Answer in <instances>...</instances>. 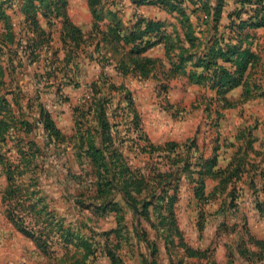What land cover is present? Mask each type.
<instances>
[{
	"label": "rangeland",
	"instance_id": "obj_1",
	"mask_svg": "<svg viewBox=\"0 0 264 264\" xmlns=\"http://www.w3.org/2000/svg\"><path fill=\"white\" fill-rule=\"evenodd\" d=\"M118 1L125 15L131 13L123 4L128 3L126 0ZM31 2H12L16 5L12 9L16 23L21 19L20 5L23 4L25 16ZM67 3L62 12L67 14L69 7L71 19L88 30L92 17L87 0ZM137 13L140 12H135V20ZM19 32L20 28L16 30L18 37ZM260 35L264 39V33ZM108 53L114 59L105 67L113 73L117 85L131 90L132 106L128 100H120L122 92H112L102 96L105 98L102 106L100 103L94 108L85 106L79 114L75 112L85 102L83 99L90 96L91 81L102 73V65L94 62L83 61L82 74L76 79L78 84L65 83L61 90L57 88L60 81L55 78L49 83L42 80L40 89L35 87L37 77L30 78L29 74L25 80L29 94L35 97L41 91L64 131L73 130L75 120L83 131L92 134V140H76L73 134L70 142L73 149L66 150L65 155L55 151L53 145L46 147L35 108L31 112L36 113L33 131L11 132L3 164L8 160L11 164L18 163V168L11 183L5 180L2 187L0 183V264H107L108 250L116 255L117 264H147L153 260V247L156 250L163 247L164 241L174 256L169 259L162 250L158 255L160 264H248L245 256L239 255L245 223L256 230L263 227L250 214L252 204L247 184L251 186V177L246 174L239 180L235 205H228L233 190L215 191L218 180L212 178L205 181L209 200L199 202L197 171L201 160L213 158L215 153L217 167L225 168L236 150L232 144L242 127H246V132L255 130L257 135L264 136V98L242 102L238 89L231 94L238 105L224 111L219 103L211 101L215 95H208L197 83L191 84L184 78L168 81L155 73L144 80L132 72L121 80L113 70L120 72L114 64L124 52L118 55L110 49ZM88 56L81 51L78 57L87 60ZM50 59L44 56L40 67L35 64L30 72L35 73L39 67L38 74L43 73ZM20 137L25 142L34 139L43 147L44 155L25 143L24 160L15 147ZM171 141L178 144L166 146ZM75 142L87 149L91 144L87 152L90 151L92 159L84 154L77 156ZM99 148L102 154L92 156ZM245 152L246 171L261 165L251 151ZM165 197L178 200L173 209L178 218L176 223L160 219ZM166 212L170 213L167 209ZM24 231L34 236L29 237ZM188 245L201 253L194 256L199 259L193 258ZM250 248L257 249L253 245Z\"/></svg>",
	"mask_w": 264,
	"mask_h": 264
},
{
	"label": "trees",
	"instance_id": "obj_2",
	"mask_svg": "<svg viewBox=\"0 0 264 264\" xmlns=\"http://www.w3.org/2000/svg\"><path fill=\"white\" fill-rule=\"evenodd\" d=\"M13 1L0 0V21L4 24V31H0V50L8 48L15 56L22 53L28 57L30 63L40 62L44 56L47 59L52 58L47 61L44 72L36 75L38 78V89H40L39 86L42 80H46L49 83L51 78L56 79L59 77V74H62L63 81H60L58 90H61L65 83L78 84L76 79L81 72V62L79 61L81 59L78 56L81 51L87 53L90 59H96L104 67L106 64L111 63V57H108L107 53L110 49H114L119 54L122 51L124 52L116 65L121 74L126 75L127 73L133 72L144 80L150 76L153 77V74L156 73L161 74L169 81L181 74H186L190 67L189 78L191 82L204 85L214 91L215 96H212L210 99L213 103H219L222 109L232 108L237 105L227 98L228 92L235 87H243V102L264 95V59L259 52L253 50L252 46L255 39H252L253 36L250 33L251 30L264 27V0H240L239 6L230 14V24L227 27L228 37L220 33L218 27L221 12L227 0H217L213 6L211 5V0H133L138 5L158 4L168 7L171 12H177L180 16V23L187 28V38L184 39H186L189 45L184 43L183 38H181L178 32H175L174 35H167L164 23L148 20L138 15L136 20L129 26H124L121 22L117 21L107 27V29H103L101 24L103 18L101 9L102 0H88L94 17L93 29L88 34H85L72 22L68 13L62 12L67 7L68 0H49L47 3L42 4H37L36 0H31L32 2L30 3L28 11L24 12L26 15L22 22L25 30L20 33L23 36L18 37V34L13 30L11 16L7 14V8L12 6ZM186 2H189L193 6L192 12L205 11L211 14L213 23L210 31L212 35L202 47L197 44V39L193 31H190L192 25L189 22V13L184 7ZM22 6L21 10L23 11L24 7ZM39 14L48 19L49 25H52L53 20H59L62 23L61 39L64 50L66 51L64 59H60L58 55L59 49L53 48L52 32L47 31L41 26L38 19ZM16 43L19 45L17 50L9 48V45H15ZM111 43H116L117 46H107L111 45ZM161 43L165 44L167 62L145 55L149 49ZM92 45H95L93 46L94 49L88 53L87 50ZM128 46L132 47L126 49ZM95 54L96 56H94ZM3 73L0 67L1 84L4 83ZM71 74L73 75L71 76ZM89 90H91L90 96L85 99L82 105H79L80 107L77 106L75 108L76 113L79 114L85 106L94 108L99 103L102 106L105 100L102 96L109 93L112 94V92H122L124 95H122L123 98L120 97V100L122 102L128 100L129 105L132 106L131 90L124 87V85H117L104 72H102L96 81L90 84ZM40 92L39 90L38 96H40ZM9 113L11 114L12 111L9 108L8 101L5 97L0 96V142L6 139V135H8L10 129L15 125V120H11L12 117L9 116ZM218 114L220 115V113ZM39 121L43 125L48 137L45 146L49 147L53 145L56 147L58 153L63 152L65 155L66 146L64 144L70 143L72 137L67 138L57 128L50 112L42 104L39 109ZM104 122L107 121L105 120ZM21 124V127L27 132L33 127L27 121H23ZM74 131V138L76 140H92V134L83 131L82 125L75 123ZM244 133L245 131L241 135L250 137L247 143H245V150L254 151L253 139L251 138L252 131L248 130L246 134ZM78 144L75 142L74 145L77 156L84 154L86 157L89 156L92 159L90 157V151L87 152L91 144L88 149L85 145L80 144L78 146ZM177 144L171 141L167 142L166 146L170 145L174 147ZM28 145L29 149L35 148L37 152L44 155V149L34 143V141L29 140ZM19 152L25 160L26 153L24 149L20 148ZM92 153H94L92 156L99 157L102 154V150L99 148ZM4 159L5 157L0 154V163H4ZM96 159H93V162H97L98 159ZM201 161L199 170L197 171L199 181L196 190L199 202H206L210 198V194L206 195L205 193L206 179L212 178L218 180V184L214 187L215 191H227L229 187L234 186L247 174L251 177V186L256 194V206L261 214H264V200L259 198L260 191L264 193V167L258 165L246 171L245 165L248 163L246 152H239L237 158H234L225 168L217 167L218 157L216 153L213 158L203 159ZM24 162L26 163V161ZM13 165L7 164L9 168L7 179L10 183L14 177V172L18 168L16 164V167L12 170ZM257 178L260 185L257 184ZM232 190L233 194L228 205H235L238 198L237 189L234 187ZM14 192L15 189L13 188L11 193L13 194ZM163 200V205H161L163 212L160 211L159 213H162L161 221L165 223H168L169 220L170 223L178 222L176 213L173 211L174 205L178 201L177 198L165 197ZM146 204L145 208L147 209ZM166 209L170 211L169 214L167 212L165 213ZM24 232L29 237L34 236L32 233ZM244 232V238H242L243 240L239 247V255L241 257L245 256L244 259L248 264H264V240H259L252 236L246 223ZM245 236H247V240ZM252 245L257 249L250 248ZM157 250L154 246L153 260L147 264H158L155 257ZM187 250L193 257L200 256L201 254L189 245ZM106 255L111 260V264H117L116 255L112 250L106 251Z\"/></svg>",
	"mask_w": 264,
	"mask_h": 264
},
{
	"label": "crops",
	"instance_id": "obj_3",
	"mask_svg": "<svg viewBox=\"0 0 264 264\" xmlns=\"http://www.w3.org/2000/svg\"><path fill=\"white\" fill-rule=\"evenodd\" d=\"M126 1L128 3L126 4L125 1H124L123 4L126 5L127 8L129 7V9L131 10V13H128L127 15H125L124 12L122 11V7H120L118 5L120 3L118 0H102V2H101L102 8L101 9H102V13H103L102 14L103 18H102L101 24H102V28L103 29H107V27L113 25L117 21L121 22L124 26H129L131 23H133L135 21V17H134L135 16L134 15L135 12H140V13H137L138 16H142V17H144L145 19H148V20H153V21H158V22L164 23L165 26H166V34L167 35H169V36L170 35H174L175 32H178L180 34L181 38H183L182 40L184 41V43L189 45V43L186 42V39H184V38H187V35H186L187 28H185L180 23V16H179V14L177 12H171L168 7L161 6V5H158V4H153V5H151V4H142V5H138L133 0H126ZM68 2H69V0H68ZM216 2H217V0H211V5L212 6L215 5ZM87 3H88V8H89V11H90V14H91V17H92L90 28L88 30L84 29L82 26H80L79 24L75 23L71 19L72 22L76 26H78L85 34H88L93 29V25H94V17H93L91 8L89 6L88 0H87ZM239 3H240V0H227L225 6L222 9L221 18L219 20L218 27H219V32L224 34L227 37H228L227 27L230 24V14L239 6ZM13 6H16V5L13 4L10 8H7V14L9 16H11V20H12V24H13V30L16 33V30L18 28H20L19 36L22 37L23 34L21 35L20 33H22L23 30H25L23 28V22H22L24 20V15H23V12L21 10V5H20L18 13L21 15V19H19V22L16 23L17 20L14 19V16L12 14ZM184 7H185V10L189 13V22L192 25V29H190V31L191 30L193 31V33H194V35L196 36V39H197V44H199V46L202 47V46H204V43L212 35V32L210 31L211 28H212V23H213L212 20H211L212 19L211 14H208L205 11L192 12L193 6L189 2H186ZM67 11H68V15L70 16L69 7L67 8ZM38 19H39V22H40L41 26L44 29H46L49 32H52V34H51L52 45L54 46L55 49H59V54L58 55H59L60 59H64L66 51L64 50L63 42H62V39H61L62 23L59 20H53L52 25H49L48 19L43 17L41 14H39V18ZM43 20H45L46 23H44ZM263 30H264V27H261V28L255 29V30H251L250 33L253 36L252 39H255V42H254V44L252 46L253 50L255 52H259L261 54V56L263 57V59H264V39H263V36L260 35V34L264 33ZM0 31L1 32L4 31V24H3L2 21H0ZM56 34H57V37H56ZM55 39H57V44L56 45H54ZM131 47L132 46H128V47H126V49H130ZM9 48H11L12 50H14V49L17 50L19 48V45L17 43L15 45H9ZM19 53H20V50H19ZM112 54H114V53L112 52ZM112 54L111 53H107L108 57H111V60L113 61L114 56ZM118 55H120V54H118ZM145 55L148 56V57H151V58H155V59H162L165 62H167L166 61L167 59H166V51H165V44L164 43H161V44H158V45L152 47L151 49H149L145 53ZM94 56H96V54ZM116 58L118 60L120 59V57H116ZM83 61H89V63H93L94 62V63H96V65L100 66V64L96 61V59H90L88 57L87 60H86V58L85 59H81L80 71H81V66L84 63ZM41 62L42 61L35 62V63H30L27 56H25L22 53H20L18 56H15V55L12 54V52L8 48H4V49L0 50V67L2 68V70L4 72L3 73V82L4 83H2V84L0 83V96L5 97L6 100L8 101L9 108H10V110L13 113V114L9 113V116L12 117L11 120H13V119L15 120V123H14L15 125H14V127H12V129H10L8 135H6V139L4 141L0 142V154H2L5 158L7 156V151L10 148L9 136H10L11 132L13 130H17L18 132L22 131V132L26 133L27 131L23 127H21V125H22L21 122H23V121H27L28 123H31L33 125L32 128L34 129V124L36 122H33V121L35 119L36 113L33 115V114H31V112L35 108V111L38 114L37 118H39V109H40V105L41 104L50 112L51 117L53 118L57 128H59L60 131L67 138H69L70 136H72L75 133V131H74V129H75V120H74L73 130L70 129V131H64L62 129V127L58 124V121H57L56 117L52 113V109H50L47 106V104L44 102V99L41 96L42 95L41 92H40V96H38V91H37L35 97L32 94L28 93L29 91H28L27 86L25 84V80L28 79L29 76H30V78L31 77L35 78L36 75H38V72H39L38 68L40 67ZM35 64H38L39 67H36L35 73L34 72H30L31 69H33L35 67L34 66ZM116 65H117V62L114 64V67H116ZM107 68H108L107 66L105 68H102V66H101L102 72L107 74L108 77L111 78V80L113 82H116V81L113 80V76H114L113 73L108 72ZM116 70L115 69L113 70L114 73H116V76L120 77V79L123 80L125 78V75L121 74V72H118ZM189 71H190V67L188 68L186 74H181V75L177 76L175 79L184 78L189 83L196 84V83L191 82V80L189 78ZM198 71H200V70H198ZM80 74H82V73H80ZM99 76L97 78L93 79L91 81V83L93 81H96L99 78ZM16 79L19 82L15 83ZM56 79H57V81L58 80L59 81H63V78L61 76H59ZM31 80L34 83L33 78ZM35 84H36V82H35ZM90 84H89V89H90ZM65 85L66 84H64V86ZM196 85L201 87L202 89H204L205 92L208 95L209 94L210 95H215L214 91H212L211 89L205 87L204 85H200V84H196ZM35 87L38 89L37 84H36ZM57 88H58V86H57ZM238 89L240 90V98L239 99H240V101H242V93H243V87L242 86L235 87L234 89L230 90L228 92V94H227V98L230 101L235 102L237 105H238L237 101H235V100H233L231 98V94L235 90H238ZM204 97H205V95H204ZM256 98H264V95L257 96V97H255L253 99L248 100V101L254 100ZM84 100L85 99H83V101ZM248 101H245V102H248ZM232 108H234V107H232ZM228 109H231V108H227L224 111H226ZM73 116L75 117V113L73 114ZM37 123L41 124V122L39 120L37 121ZM245 128H246L245 126L242 127L238 131L236 136H235L236 142H234L232 144V146L236 147V150H235L233 156L228 161L229 163L236 157V155L239 152H244V150H245V143H247L248 138H250V137H246V135H241V133H243V131H245ZM42 129H43V132L45 134L44 142L46 144V142L48 140V137H47V133H46L43 125H42ZM254 129H255V127H254ZM248 130H250V129H248ZM32 131L33 130L31 129L28 133H31ZM254 131L252 130L251 138L253 139V149H254L255 152L251 151V154H253L255 157H257V160L260 161L261 165L264 166V136L261 135V136H263V137H261V136L257 135V133H255ZM244 134H246V131H245ZM29 140L34 141V139H29ZM25 143L29 147L28 142L23 141L22 137H20V139H18L16 141L15 147H17V150H18L19 154H20L19 149L20 148L24 149ZM34 143H36L38 146H40V144L37 143L36 141H34ZM64 145L66 146V150L73 149V147L70 146V143L64 144ZM40 147L43 148L42 146H40ZM54 149L56 151V147L55 146H54ZM75 154H76V150H75ZM4 161H5V159H4ZM9 163L10 162L8 160L5 162L6 165L3 164V163H0V183H1V187H2V184L4 183L5 180L8 181L7 173L9 171V168H8L7 164H9ZM16 164H18V163H15L13 165L12 170L16 167ZM1 166H2V168H1ZM244 178L245 177H243L240 180V182ZM215 182L216 183H215L214 186H216L218 184V181H215ZM257 182H258V185H260L258 178H257ZM247 185H248V190H249V193H250L249 199H250V202L252 204V210H251V213H250L251 217H252L253 220H258L259 223H261V225L263 226L262 229H259V230H256L254 228L252 229L250 226L249 227L247 226V227H248L249 232H250V234L252 236H254L256 239L264 240V214H261V212L258 210V208L256 206V196H254V191H253L254 189L251 186H249V184H247ZM234 187L237 188V190L239 189V187H240L239 181L234 186L229 187L228 191L232 190ZM259 198L264 200V193L261 192V191L259 193ZM176 216H177V214H176ZM177 221H178V218H177ZM162 245H163V247H161V248L158 247V250H157V253H156V256H155L157 261H158V255H159L160 252L162 253V250L167 252V254L169 256V259H172V257L174 255H171L169 253V251L167 250V245L165 244V241H164V244H162ZM193 258L199 259L198 257H193ZM107 259L110 260L109 258H107ZM171 263H172V261H171ZM107 264H111V260ZM158 264H160L159 261H158Z\"/></svg>",
	"mask_w": 264,
	"mask_h": 264
}]
</instances>
